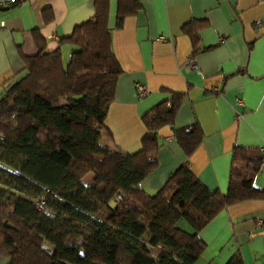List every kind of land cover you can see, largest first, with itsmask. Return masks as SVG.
I'll return each instance as SVG.
<instances>
[{
    "label": "trees",
    "instance_id": "16d2710c",
    "mask_svg": "<svg viewBox=\"0 0 264 264\" xmlns=\"http://www.w3.org/2000/svg\"><path fill=\"white\" fill-rule=\"evenodd\" d=\"M109 8L110 0H95L94 16L60 39L72 46L66 63L61 47L47 51L36 32L38 52L24 55L20 78L0 86V255L8 264H194L207 246L200 232L215 216L232 203L264 199L255 184L264 153L240 146L226 192L187 164L155 193L145 190L159 163V131L173 125L180 94L143 116L138 151L101 143L123 73ZM140 8V0H118V26ZM203 25L183 27L194 53ZM173 135L188 155L204 138L198 125ZM227 264H244L240 251Z\"/></svg>",
    "mask_w": 264,
    "mask_h": 264
},
{
    "label": "crops",
    "instance_id": "0c3cea01",
    "mask_svg": "<svg viewBox=\"0 0 264 264\" xmlns=\"http://www.w3.org/2000/svg\"><path fill=\"white\" fill-rule=\"evenodd\" d=\"M141 8L117 24L110 0L113 51L123 68L101 143L134 153L142 147L143 116L174 94L182 95L173 125L160 129L158 166L143 181L155 193L182 164L211 189L226 192L236 146L264 153V0H140ZM95 14V0H23L0 8V86L24 72V55L47 51L70 58L60 39ZM198 31L197 51L185 24ZM69 45V46H68ZM194 59L198 69L187 67ZM150 94L140 98L136 84ZM242 102H241V101ZM242 114L241 119L237 116ZM200 126L202 143L188 155L175 129ZM264 189V163L255 177ZM207 246L194 264H227L237 252L244 264H264V199L225 207L200 232ZM9 257L0 255V264Z\"/></svg>",
    "mask_w": 264,
    "mask_h": 264
},
{
    "label": "built area",
    "instance_id": "2783aa9c",
    "mask_svg": "<svg viewBox=\"0 0 264 264\" xmlns=\"http://www.w3.org/2000/svg\"><path fill=\"white\" fill-rule=\"evenodd\" d=\"M21 1H23V0H0V8L10 7L12 5L18 4ZM0 25L4 26L5 23L4 22H0ZM187 67L190 68V69H192V68L198 69V65L195 63L194 59H192V58L188 59ZM135 88H136L137 94H138V96L140 98H144V97H146V96H148L150 94V91H149V89L147 88L146 85L138 83V84H136ZM241 118H242V114H239L237 116V119L239 120ZM43 205H44V201L42 200L41 203H40V207H42Z\"/></svg>",
    "mask_w": 264,
    "mask_h": 264
},
{
    "label": "rangeland",
    "instance_id": "374dc122",
    "mask_svg": "<svg viewBox=\"0 0 264 264\" xmlns=\"http://www.w3.org/2000/svg\"><path fill=\"white\" fill-rule=\"evenodd\" d=\"M69 46V45H68ZM64 60H65V63L67 62V54H65L64 53ZM91 177H93V174H89L87 177H86V179L88 180V179H90ZM44 246H46V247H48L49 249L51 248L52 249V244L51 243H49L48 241H44Z\"/></svg>",
    "mask_w": 264,
    "mask_h": 264
}]
</instances>
